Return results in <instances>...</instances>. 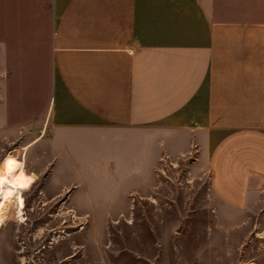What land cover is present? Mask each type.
I'll return each mask as SVG.
<instances>
[{"label": "crops", "instance_id": "0c3cea01", "mask_svg": "<svg viewBox=\"0 0 264 264\" xmlns=\"http://www.w3.org/2000/svg\"><path fill=\"white\" fill-rule=\"evenodd\" d=\"M0 61L18 116L41 102L37 141L165 130L226 207L264 201V0H0Z\"/></svg>", "mask_w": 264, "mask_h": 264}, {"label": "rangeland", "instance_id": "374dc122", "mask_svg": "<svg viewBox=\"0 0 264 264\" xmlns=\"http://www.w3.org/2000/svg\"><path fill=\"white\" fill-rule=\"evenodd\" d=\"M5 80L0 61V166L12 156L34 183L2 211L0 264H264V201L226 207L180 134L58 125L37 141L41 102L18 116Z\"/></svg>", "mask_w": 264, "mask_h": 264}, {"label": "bare ground", "instance_id": "6f19581e", "mask_svg": "<svg viewBox=\"0 0 264 264\" xmlns=\"http://www.w3.org/2000/svg\"><path fill=\"white\" fill-rule=\"evenodd\" d=\"M33 183V175L25 171L21 161L12 156H8L3 160L0 166V223L5 205L13 196L17 195L19 204L22 207L24 199L21 190L28 189Z\"/></svg>", "mask_w": 264, "mask_h": 264}]
</instances>
